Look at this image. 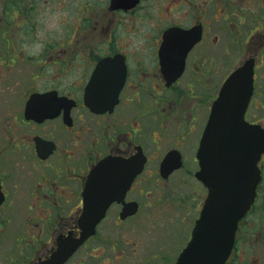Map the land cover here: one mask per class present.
I'll return each mask as SVG.
<instances>
[{
	"label": "flooded vegetation",
	"instance_id": "flooded-vegetation-1",
	"mask_svg": "<svg viewBox=\"0 0 264 264\" xmlns=\"http://www.w3.org/2000/svg\"><path fill=\"white\" fill-rule=\"evenodd\" d=\"M84 3L87 34L77 22L8 68L20 99L0 102V264L47 262L101 201L64 264H218V243L191 249L207 170L256 183L225 264H264V0ZM7 5L31 25L32 0ZM224 96L250 98L242 123L210 131Z\"/></svg>",
	"mask_w": 264,
	"mask_h": 264
},
{
	"label": "water",
	"instance_id": "water-1",
	"mask_svg": "<svg viewBox=\"0 0 264 264\" xmlns=\"http://www.w3.org/2000/svg\"><path fill=\"white\" fill-rule=\"evenodd\" d=\"M38 97H34L31 102L37 100ZM225 99L226 96L221 98L214 106L210 131L218 130V124H222L224 130H229V128L231 129L233 120L236 123H242L243 115L249 104V98H246L245 102H225ZM224 137L230 139V136L227 134ZM199 157L201 158V155ZM198 176L208 187L210 194L202 217L195 229L191 249L194 246H198L205 239L210 243H218L220 257L221 253H223V261L219 264H224L232 250L238 222L254 201L256 183L255 185L252 183L251 185L241 183L232 184L230 179L225 177L222 181L224 184H222L219 181L220 178L213 175L212 170L201 171ZM108 204V202H98L97 206L106 208ZM104 212V209L100 210L96 212L97 214L88 215L84 219L85 222L82 226L84 227V234L80 241L76 242L77 244L85 241L93 233L95 226L103 217ZM216 221L218 222V227ZM63 243L66 244L62 245L53 258L44 264H63L66 261L74 252L76 243L72 240ZM184 259L183 255L180 264H184Z\"/></svg>",
	"mask_w": 264,
	"mask_h": 264
},
{
	"label": "rangeland",
	"instance_id": "rangeland-1",
	"mask_svg": "<svg viewBox=\"0 0 264 264\" xmlns=\"http://www.w3.org/2000/svg\"><path fill=\"white\" fill-rule=\"evenodd\" d=\"M7 2L9 0H0V68L4 67L5 69V71L0 72V102L20 99L17 92L19 89L10 84L8 73L10 70L13 73L15 71L19 73L17 66L11 67V60L15 57L18 58L21 51H26L27 54L32 55L42 50L40 38L59 40L66 37L67 40L73 35L74 29H77V22H80L81 34L88 33L85 25L81 23L83 14H85L84 0H32L34 9H32L31 25L29 22L23 21L24 18L20 20L22 15H19L18 12H14L16 16L12 17L13 11ZM30 4L27 3L26 6ZM22 13L20 11V14ZM9 36L10 38L7 39ZM217 51H220L219 46ZM222 51V55L226 58L227 50ZM8 68L12 69L8 70ZM194 191L195 189L192 190V192ZM174 214L175 212L169 214L166 212L164 215L173 216Z\"/></svg>",
	"mask_w": 264,
	"mask_h": 264
}]
</instances>
